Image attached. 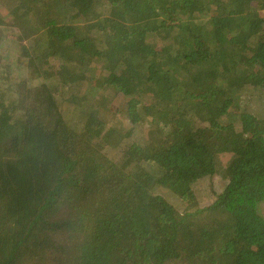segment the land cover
<instances>
[{
    "label": "trees",
    "instance_id": "16d2710c",
    "mask_svg": "<svg viewBox=\"0 0 264 264\" xmlns=\"http://www.w3.org/2000/svg\"><path fill=\"white\" fill-rule=\"evenodd\" d=\"M263 127L264 0H0V264H264Z\"/></svg>",
    "mask_w": 264,
    "mask_h": 264
},
{
    "label": "rangeland",
    "instance_id": "374dc122",
    "mask_svg": "<svg viewBox=\"0 0 264 264\" xmlns=\"http://www.w3.org/2000/svg\"><path fill=\"white\" fill-rule=\"evenodd\" d=\"M101 67H103V66H101ZM1 69L4 70L5 72H9V67L6 66V64H4V65L2 64L1 65ZM103 71L104 70H100V73H102ZM101 82H103V81L98 79L97 84L98 85H102L104 83V82L103 83H101ZM83 88H84V86L82 87V89ZM60 98L63 101L65 96H64V98H62V97H60ZM124 105H125L124 103H118V102L115 101V106H116V108L118 110H123L124 111V109H123ZM63 106H64V109H66V110H67V107H72L70 105L69 106L68 105L67 106L63 105ZM243 111H246V110H243ZM246 114H250V112H242L241 116L246 115ZM201 118L203 119L202 122L205 123L204 125H211L212 126V125L215 124V123H213V119L211 118V116L207 112H204V114H203V116ZM258 119H260V118H258ZM250 122L251 121L249 119H247V118H246L244 124L242 123V120H240L239 123L236 125L237 130L240 131V132H243V131L247 132V133L250 132L251 131V130H249L250 129V126H249ZM256 128H258V127H256ZM252 130H254V129H252ZM256 132H263L262 128L256 129ZM253 134L255 135V133H253ZM227 156H230V155H225V156L220 155L219 156L218 165H217V172L213 176L212 180H207L205 178L204 180H202L199 183L198 187L205 193V195L207 196V199H209L208 200L209 202L212 201L213 198H214L213 195H212V192H214V193L219 192L220 193L225 188V185H226V182H227L225 169L228 166V163H229V160H230V157H227ZM163 184H156L155 185V188H154L155 193L160 194V195H176L173 192V190L171 189L172 187H174L177 192L180 191V195H184V194L187 193V190L184 191V188H182L179 184H173L169 180L165 181Z\"/></svg>",
    "mask_w": 264,
    "mask_h": 264
}]
</instances>
